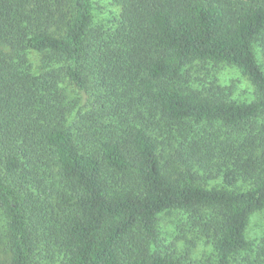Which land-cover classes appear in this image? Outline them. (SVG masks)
Listing matches in <instances>:
<instances>
[{"label":"trees","instance_id":"1","mask_svg":"<svg viewBox=\"0 0 264 264\" xmlns=\"http://www.w3.org/2000/svg\"><path fill=\"white\" fill-rule=\"evenodd\" d=\"M102 1L0 0V264H264V0Z\"/></svg>","mask_w":264,"mask_h":264},{"label":"rangeland","instance_id":"2","mask_svg":"<svg viewBox=\"0 0 264 264\" xmlns=\"http://www.w3.org/2000/svg\"><path fill=\"white\" fill-rule=\"evenodd\" d=\"M107 1L103 0L102 2L106 3ZM98 5V2H96V7ZM112 9L117 10L114 6H112ZM218 76L223 84H228L233 87L235 98L246 99L251 95L252 85L235 67L221 65ZM4 224L5 218L0 211L1 231H4ZM161 225V238L166 242L176 239L182 251L190 249L191 255L197 259L214 256L215 250L210 240L198 228L193 227L187 221V215L182 214V212L174 211L163 214ZM247 235L255 244L264 241V211H257L252 214L247 228Z\"/></svg>","mask_w":264,"mask_h":264}]
</instances>
